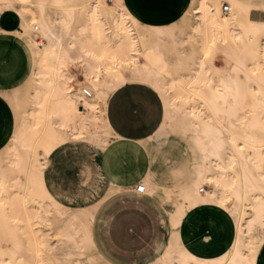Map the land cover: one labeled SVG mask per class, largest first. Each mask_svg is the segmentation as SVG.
<instances>
[{
	"label": "bare ground",
	"instance_id": "bare-ground-1",
	"mask_svg": "<svg viewBox=\"0 0 264 264\" xmlns=\"http://www.w3.org/2000/svg\"><path fill=\"white\" fill-rule=\"evenodd\" d=\"M224 6L229 13L221 12ZM259 9L264 0H186L176 22L157 26L142 21L126 0H0V15L18 18L31 76L24 93L12 97L14 125L0 149V222L11 219L1 216L4 206H17L11 211L19 214L6 240L0 225L6 244L0 264H111L95 242V216L106 199L129 190L106 182L94 159L81 184L97 199L73 207L71 199L65 205L55 198L44 171L73 139L98 155L117 140L106 101L127 83L158 94L165 117L158 132L187 135L200 160L192 184L167 210V248L147 264H262L264 236L259 231L253 246L252 215L260 216L257 200L264 201V22L251 19ZM213 52L226 63L220 78L209 66ZM39 90L51 95L49 106L36 101ZM11 147L17 154L5 167ZM141 184L152 197L155 191ZM45 228L54 230L52 242Z\"/></svg>",
	"mask_w": 264,
	"mask_h": 264
},
{
	"label": "crops",
	"instance_id": "crops-1",
	"mask_svg": "<svg viewBox=\"0 0 264 264\" xmlns=\"http://www.w3.org/2000/svg\"><path fill=\"white\" fill-rule=\"evenodd\" d=\"M251 1L256 3L258 0ZM126 2L142 21L161 26L166 25L163 22L173 19L181 12L185 0ZM4 13V16L0 15V20L6 24L0 21V31H15L19 24L18 18L13 13ZM7 16H10L9 19ZM22 48L12 37L0 36L1 90L12 88L22 79L23 73L19 64ZM23 51L25 52L24 48ZM105 110L107 123L118 137L96 160L106 182L129 191L115 193L100 205L92 229L93 236L110 263L146 264L157 254L165 239L161 211L155 204V200L162 203V199L157 193H153V198L144 193L142 196H135L132 194L133 187L147 173L160 189L179 185L183 181L182 161L177 158L174 143H165V140L147 141L158 132L164 113L158 94L150 87L127 83L109 96ZM13 125L14 116L12 125L5 131V139L0 141V149L6 145ZM158 165L167 166L166 175L158 171ZM45 171L44 178L47 181ZM144 181L151 190L156 191V186ZM155 250V254L150 257Z\"/></svg>",
	"mask_w": 264,
	"mask_h": 264
},
{
	"label": "rangeland",
	"instance_id": "rangeland-1",
	"mask_svg": "<svg viewBox=\"0 0 264 264\" xmlns=\"http://www.w3.org/2000/svg\"><path fill=\"white\" fill-rule=\"evenodd\" d=\"M106 3H108L110 0H105ZM186 3V0H185ZM184 3V5H185ZM229 13V12H228ZM180 17V12L171 20L167 22H163L166 25H170L173 22H176ZM251 19L258 20L264 22V11L263 10H255L251 13ZM19 26L15 31L6 33L0 31V36H7L12 37L15 39L22 47V42L19 37ZM41 41V40H40ZM41 48V46L39 47ZM209 66L216 69V73L214 74L215 78L221 77V71L226 70V63L224 60V57L219 52H213L209 58H208ZM213 63V64H212ZM20 67L22 68L23 77L22 79L12 88L9 89H0V141H3L5 139V131L6 129L12 125L13 123V116H14V105L15 101H13V95L17 94H23L24 91L29 87L31 76L28 75V59L26 57V53L21 51L20 61H19ZM73 76L76 80V82H81L79 80H82L79 76L78 72L76 70L72 71ZM220 75V76H219ZM243 79V77H241ZM183 80V79H182ZM29 82V83H28ZM180 90V89H179ZM181 93V92H179ZM185 94L183 95V97ZM186 97V96H185ZM184 97V98H185ZM38 100V101H37ZM36 101L38 103L44 102L46 105L51 104V95L48 94L46 91H37V97ZM9 106V107H8ZM13 113V116H12ZM28 113H31L29 110ZM24 118V115H23ZM37 120L38 116L33 115L32 120ZM163 120H165L164 113H163ZM15 120V118H14ZM21 121V125H22ZM11 131V130H10ZM10 135V133H9ZM152 140H165V143H174V150L177 154V158L182 161L181 162V169H182V176L183 181L179 185L175 187L160 189L152 180L151 175L147 173L142 180H147L150 182L151 185L156 186V191L154 193H157L159 197L162 199V203L155 200V204L159 207L160 211V219L162 220V223H164L163 227H165V239L163 242V237L161 239V245L159 251L157 254L150 260L154 261L157 260L159 255L167 248V238L169 236L170 232V223L168 221V215L167 210H171L173 207L174 197L177 195H180L182 191L188 190L190 185L192 184L194 178L197 175L198 168H199V155L197 147L195 146L194 142L187 136L183 135L177 130H171L169 128H166L163 131L157 132L152 138H150L147 141ZM146 142V141H145ZM143 142V143H145ZM142 143V144H143ZM6 157L2 164L7 167V162L12 159V157L16 156V151L13 147H11L9 150H7ZM97 153L82 139H73L70 142L66 143L62 147H60L56 152H54L51 157L47 161V165L45 168V176L47 179L48 187L50 188V191L53 192L55 198L60 201L61 203L65 205H69L68 199H71L73 207H81L88 204H91L94 202L96 198H93L88 192L86 187L81 184V181H85L86 175L82 174V171L86 170V168H89L92 170V163L94 159H97L96 156ZM97 161V160H96ZM159 172H163V174H167V166L161 165L157 167ZM14 174H10L9 177H14ZM187 187V188H186ZM203 192L205 190V186H202ZM62 191V192H61ZM202 192V193H203ZM12 198L16 199L17 191L12 190ZM171 193V194H170ZM101 194V192H100ZM84 197H89V199H85ZM153 197V196H152ZM145 198V197H144ZM146 199V198H145ZM149 201L148 199H146ZM92 201V202H91ZM91 202V203H90ZM150 202V201H149ZM88 203V204H87ZM257 203L259 204L260 208V216H257L256 212H252L253 220L254 221V234H255V240L254 245H257L259 243L258 232L264 236V201L261 199L257 200ZM150 204L154 205L152 202ZM17 209V206H4L3 208L8 209V212L4 213L1 212V216L8 218L10 217V220H6L5 222H0V225H3L4 227L1 228L2 232V240H6L8 237L11 236V227L18 224L16 223L13 218L16 216H19V214H16L15 212L11 211V209L15 208ZM47 207L49 205L47 204ZM10 209V211H9ZM158 209V208H157ZM158 209V210H159ZM34 212V210H32ZM101 213V212H100ZM162 214V215H161ZM100 215V214H99ZM34 224V223H33ZM97 228V226H96ZM35 231L36 238H39L40 233L39 229L37 227L32 228ZM53 229L45 228L44 229V236H47L50 239V242H52L53 238ZM202 229H200V232ZM163 232V229H162ZM96 242V241H95ZM160 243V244H161ZM97 244V243H96ZM1 248H5L6 244L2 243L0 244ZM33 247L34 244L30 243L29 240L27 242L26 248H27V261L33 262ZM98 247V245H97ZM99 248V247H98ZM100 250V249H99ZM101 252V250H100ZM156 250L150 257H152L155 254ZM102 253V252H101ZM103 254V253H102ZM31 256V258H30ZM29 257V258H28ZM149 257V258H150ZM148 258V259H149ZM262 264H264V249L262 251ZM6 264V263H4ZM112 264V263H111ZM141 264V263H139ZM147 264V263H146Z\"/></svg>",
	"mask_w": 264,
	"mask_h": 264
},
{
	"label": "built area",
	"instance_id": "built-area-1",
	"mask_svg": "<svg viewBox=\"0 0 264 264\" xmlns=\"http://www.w3.org/2000/svg\"><path fill=\"white\" fill-rule=\"evenodd\" d=\"M221 12L223 14L227 13L228 12L227 7H225V6L222 7ZM33 31H35V29H33ZM33 40H34V43H36L37 46H40L39 37L33 36ZM82 94L85 95L86 97H90V94L87 91H85V90H82ZM202 192H203V189L200 188L199 189V193H202ZM143 193H144V187L141 184V182L136 183V185L133 187L132 194L135 195V196H142Z\"/></svg>",
	"mask_w": 264,
	"mask_h": 264
}]
</instances>
